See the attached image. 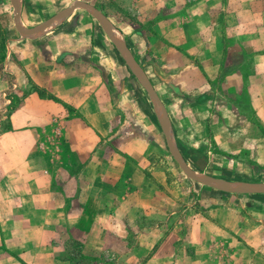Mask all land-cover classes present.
<instances>
[{"label":"crops","instance_id":"crops-1","mask_svg":"<svg viewBox=\"0 0 264 264\" xmlns=\"http://www.w3.org/2000/svg\"><path fill=\"white\" fill-rule=\"evenodd\" d=\"M181 2L176 1L180 11L173 12L172 23L192 24L197 39L191 50L177 45L189 57L178 70L180 82L190 89L188 110L204 96L203 111L195 108L204 115L189 114L190 121L198 119V129L189 125L187 132L202 136L203 123L210 120L213 135L227 137L222 151H245L251 137L264 138V0ZM20 63L19 88L24 86L20 73L40 88L49 87L45 70ZM71 102L67 95L53 99L31 91L10 113L9 127L0 131V264H75L78 259L62 256L69 241H79V259L92 264H264V220L256 222L242 203H231L237 199L233 193L203 190L205 207L183 234L181 197L165 191L142 140L119 135L111 109L90 108L96 97L74 101L72 116L65 108ZM245 120L251 134L244 132ZM63 122L65 130L57 132L65 134V147L57 149L66 160L57 151L55 167L38 142L39 133ZM107 136L114 137L110 155L103 151ZM260 144L255 149L263 153L264 140ZM197 158L188 165L220 177L215 165ZM232 158L254 171L245 157ZM255 196L264 198L263 193ZM259 208L254 211L264 218V207Z\"/></svg>","mask_w":264,"mask_h":264},{"label":"rangeland","instance_id":"rangeland-1","mask_svg":"<svg viewBox=\"0 0 264 264\" xmlns=\"http://www.w3.org/2000/svg\"><path fill=\"white\" fill-rule=\"evenodd\" d=\"M176 1L182 4L181 0H21L16 23L14 16L17 6L19 9L20 0H0V131L9 127L10 113L31 91H38L42 96L53 99L67 95L73 102L88 96L96 97L98 103L88 106L96 111L111 109L113 127L119 135L141 139V144L147 146L152 171L159 173L158 179L163 183L165 191L179 193L181 225L185 234V227L196 220L194 215L201 214L199 208L205 207L200 193L203 190H221L195 181L184 173L167 145L161 125L163 112L160 105L157 106L150 87L168 115L167 123L176 152L187 165L189 159L198 161L197 155L203 162V157L206 158V166L215 165L220 177L209 175L205 172L206 167L188 165L191 170L204 174L212 181L231 184L237 189L249 184L264 183L260 181L264 180V157L258 160V155H263L264 152L255 149V145L260 146L264 138L260 134L255 135L251 137L252 145L245 151L229 153L222 151L220 147L227 137L213 135L210 120H203L205 133L202 136L188 134L189 125L195 129L199 126L198 119L189 120V114H196L198 117L204 115L203 112H195V108L203 111L204 96H200L201 103H197L198 106L193 108L192 105L188 110L190 89L186 81L180 82L178 70L188 65L189 57L180 54L177 45L184 43L185 49L191 50L197 47V39L192 24L172 23L171 15L180 11V5ZM76 2L86 3L96 9L101 14L102 21L111 28L107 27L113 32L116 41H111L99 20L85 8L63 14L31 34L18 31L17 25L25 29L37 27ZM182 11L189 14L184 4ZM228 31L231 32V28ZM121 52L128 54L129 61L135 66L133 69L128 67ZM20 61L45 70V80L50 82V88H40L29 78L26 81V76L21 73V85L24 86L19 88L17 69L19 70ZM73 102L65 105L70 116L76 111ZM243 124L244 132L251 134L249 121L245 120ZM65 126L63 122L56 130L47 128L39 133L38 142L55 167L57 147H65V134L57 130ZM113 138L107 136L102 141L106 155H110ZM235 139L238 136L233 137L231 142L235 143ZM58 154L66 160L63 151H58ZM232 155L245 157L244 163L252 166L248 168H253L254 171L244 170L243 161L232 158ZM235 173H239L242 178L232 180L230 175ZM228 193H233L237 198L231 200V203L244 205L242 207L245 214H250L256 222L264 220L259 211H254L264 207V198L255 196L260 193ZM247 210L258 212L259 215L246 213ZM226 253L224 252L225 256ZM103 254L106 257L107 251ZM62 256L78 259L75 264H80L81 261H84L83 264H92L86 262V258L79 259L82 256L79 241H69ZM116 263L118 261L113 264Z\"/></svg>","mask_w":264,"mask_h":264},{"label":"water","instance_id":"water-1","mask_svg":"<svg viewBox=\"0 0 264 264\" xmlns=\"http://www.w3.org/2000/svg\"><path fill=\"white\" fill-rule=\"evenodd\" d=\"M15 3V2H14ZM16 6V3H15ZM20 6H21V0L19 2V9L17 6V11L15 13L14 16V21L17 23L18 22V18H19V10H20ZM77 8H85L89 11H91L94 16L99 20L100 24L103 26L104 30L106 31L107 35L109 36V38L111 39V41L115 42L116 39L113 37V32L109 31V29L107 28L105 22L102 21L101 19V14L94 9L93 7H91L90 5L83 3V2H76L73 6L62 10L59 14H57L55 17H53L52 19L48 20L47 22L31 28V29H25L23 27H20L19 25H17L18 27V31L22 34H31L33 32H36L38 30H40L41 28L49 25L52 21H54L56 18H58L59 16L69 13ZM122 58L126 61L128 67L130 69H133L135 66L132 65V63L129 61L128 58V54L127 53H120ZM141 81L142 78L140 77ZM150 91L153 94V97L155 98L156 104L157 106L160 105L161 107V111L163 112V116L161 118V125L163 128V131L165 132L166 138H167V145L169 147L170 152L174 155V157L178 160V162L180 163L184 173H186L189 177H191L192 179H194L195 181H198L204 185H207L209 187L221 190L223 192H236V193H264V183H259V184H249L247 186H244L241 189H237L235 187H233L231 184H222V183H218L216 181H212L210 179L207 178V176H205L202 173H197L193 170H191L188 165L186 164V162L181 158V156L176 152L175 148H174V142H173V137H172V133H171V129L168 126V115L166 114L165 110L162 107L161 102L159 101V99L157 98V95L155 94V92L153 91V89L150 87ZM160 119V118H159Z\"/></svg>","mask_w":264,"mask_h":264},{"label":"bare ground","instance_id":"bare-ground-1","mask_svg":"<svg viewBox=\"0 0 264 264\" xmlns=\"http://www.w3.org/2000/svg\"><path fill=\"white\" fill-rule=\"evenodd\" d=\"M108 27V26H107ZM109 29H111L110 27H108Z\"/></svg>","mask_w":264,"mask_h":264}]
</instances>
